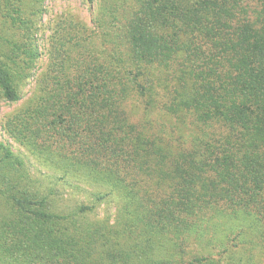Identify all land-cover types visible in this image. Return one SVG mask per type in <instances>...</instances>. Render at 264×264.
Returning a JSON list of instances; mask_svg holds the SVG:
<instances>
[{
    "label": "trees",
    "instance_id": "obj_1",
    "mask_svg": "<svg viewBox=\"0 0 264 264\" xmlns=\"http://www.w3.org/2000/svg\"><path fill=\"white\" fill-rule=\"evenodd\" d=\"M85 1L92 25L57 21L4 124L57 175L0 142V264H195L235 230L254 236L239 261L264 264V0ZM44 2L0 0L2 99L41 57ZM60 179L106 186L118 218L56 212Z\"/></svg>",
    "mask_w": 264,
    "mask_h": 264
},
{
    "label": "rangeland",
    "instance_id": "obj_2",
    "mask_svg": "<svg viewBox=\"0 0 264 264\" xmlns=\"http://www.w3.org/2000/svg\"><path fill=\"white\" fill-rule=\"evenodd\" d=\"M95 7V3L92 5L85 0H45V12L39 23L37 33V44L41 57L33 64L34 66L30 70L31 75L29 78L25 79L23 83L19 82L18 89L21 98L15 102L0 98V142L10 145L11 149L16 154L25 158L33 176L47 177L45 174L57 175V172L41 162L37 156H35L32 151L30 152L24 145L10 137L5 130L4 124L12 114L26 106L32 98L37 78H39L46 68L48 50L50 47V36L56 28L57 21L61 18H68L84 22L88 26H91V8ZM3 32V29H1L0 34H3ZM52 186L54 188L52 189L53 193L50 195V199L53 200L51 205H54L53 207L56 212L68 213L69 211L64 212L63 210L67 211L74 207H79L81 204H95L94 210L87 214L89 223H101L106 219H108L110 223H114L115 219L119 216L120 204L115 199L111 197L109 200L104 198L98 201L96 199V195L99 194L98 192H100V194L106 192V186H99V184L84 181L77 183L73 181L71 183L70 179L54 181ZM235 233L236 230L228 237L227 244L229 250L226 253L220 255V245L213 243V250L215 252L213 258L205 262L196 261L195 264H243L239 261L240 253L242 254L244 246L249 247L251 243L249 240H254V236L251 234L245 236V234L238 235ZM193 243L197 247V244L195 242ZM191 245L192 243L189 246V250H191ZM210 245L207 246V248H209ZM224 249H226V245Z\"/></svg>",
    "mask_w": 264,
    "mask_h": 264
}]
</instances>
